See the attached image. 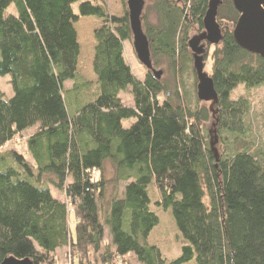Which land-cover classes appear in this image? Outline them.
<instances>
[{"label":"trees","instance_id":"1","mask_svg":"<svg viewBox=\"0 0 264 264\" xmlns=\"http://www.w3.org/2000/svg\"><path fill=\"white\" fill-rule=\"evenodd\" d=\"M208 1L155 0L157 24L143 26L152 64L165 63L173 79L170 90L147 70L138 80L126 63L125 6L118 18L107 0H0V76H10L12 89L9 98L0 90V263L56 264V251L69 248L77 264H127L130 255L136 264H264V150L247 93L264 85V59L236 45L231 0L216 17L221 42L205 44L217 103H186L178 90L187 75L196 93L188 41L203 33ZM85 16L101 21L92 32L94 81L77 69L74 25ZM239 88L247 94L236 96ZM127 90L129 106L120 97ZM32 128V163L1 152ZM212 128L221 153L211 147ZM106 163L123 184L109 198ZM158 207L171 210L181 238L172 260L147 244Z\"/></svg>","mask_w":264,"mask_h":264},{"label":"rangeland","instance_id":"2","mask_svg":"<svg viewBox=\"0 0 264 264\" xmlns=\"http://www.w3.org/2000/svg\"><path fill=\"white\" fill-rule=\"evenodd\" d=\"M155 0H145V5L141 14L142 26H154L157 24V15L153 10V3ZM222 2V0H221ZM124 6L126 8V0L123 5L121 0H107V7L110 15L121 18L124 12ZM218 7L217 13L219 11ZM73 10L75 13L78 11V4H73ZM127 10V8H126ZM222 13L225 11L223 8L220 10ZM223 15V14H222ZM100 20L92 16H85L80 18V20L74 25L75 30L77 32L78 43L80 45V56L78 60V72L80 75L88 80L94 81L95 76L92 72V57H93V47L94 40L92 32L93 30L100 25ZM124 45V58L126 63L131 69L132 74L138 79L142 80L146 69L139 63L137 60L135 53L132 48V40L126 41L123 43ZM212 49L209 50L211 53ZM191 53V52H190ZM209 53L204 63V72L208 75L211 72V60L209 59ZM153 67L156 71H161L162 75L160 79L164 81L167 87L170 90L174 89L173 79L169 73V70L165 63L156 66L153 64ZM71 82H66V89L70 88ZM0 90L4 93L6 98H9L12 95V89L10 85V76H0ZM179 93L181 94L183 101L194 102L196 98V93L192 86V79L190 76L184 75L183 85H179ZM236 96H244L248 93V100L251 104V110L249 115V122L252 127V132L255 137V144L257 147H263L264 150V85L258 88L252 89L249 92L242 90L239 88L235 92ZM120 97L123 100V103L126 106H129L133 103L132 95L129 90L123 91L120 93ZM187 103V102H186ZM205 103V102H204ZM210 103H205L206 106L209 107ZM134 122L133 119H128L122 121L123 128H129V126ZM209 127V125H208ZM35 128L25 131L21 136H18L12 142L6 144L1 150L2 153L8 151H15L21 155H23L26 160L32 163L31 158L29 157L26 141L28 137L34 132ZM217 133L213 130H210V140L212 143H215L213 148L216 149L219 153L222 152V147L217 142L215 136ZM219 135V134H218ZM217 135V136H218ZM216 141V142H215ZM10 157V156H8ZM9 165H13L12 162L8 161ZM116 176V172L114 168L106 163L104 167V177L107 180V189L106 195L109 198L113 194H120L122 191L123 184H116L114 179ZM51 193L53 197L63 200V195L59 191H56L54 188H51ZM147 193L151 200L152 206L154 202L158 199V193L155 190L154 183L152 181L151 184L147 187ZM154 207V206H153ZM157 216L159 218V222L157 226L150 232L149 237L147 239V244L155 246L161 255L167 260H172L176 258L181 251V238L174 224L171 210L169 208L158 207L155 208ZM73 221V220H72ZM106 242H108L109 238H105ZM56 264H77L76 260L73 258L72 250L69 248L60 249L56 251ZM92 257V256H90ZM90 261H93V258H90ZM127 264H136L133 259V256L130 255L126 258Z\"/></svg>","mask_w":264,"mask_h":264},{"label":"water","instance_id":"3","mask_svg":"<svg viewBox=\"0 0 264 264\" xmlns=\"http://www.w3.org/2000/svg\"><path fill=\"white\" fill-rule=\"evenodd\" d=\"M238 13L232 29L233 39L241 49L264 59V0H231ZM145 0H126L132 48L139 63L159 80L162 72L153 67L149 41L144 32L141 14ZM221 0H209L203 18V33L188 41L196 74V96L201 102L210 103V110L217 103L218 97L211 77L204 72L205 44L216 46L222 40V31L217 23V10ZM215 143H212L211 147ZM0 264H33L28 258L8 257Z\"/></svg>","mask_w":264,"mask_h":264}]
</instances>
